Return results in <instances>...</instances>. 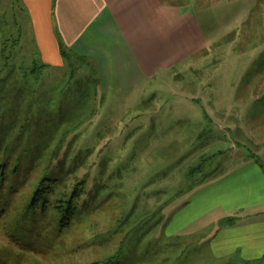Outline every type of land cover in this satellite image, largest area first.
Listing matches in <instances>:
<instances>
[{"label":"rangeland","instance_id":"rangeland-1","mask_svg":"<svg viewBox=\"0 0 264 264\" xmlns=\"http://www.w3.org/2000/svg\"><path fill=\"white\" fill-rule=\"evenodd\" d=\"M162 1L191 4L208 46L120 92L91 84L87 65L34 68L22 4L0 0V264H229L208 250L211 219L173 232L222 197L241 158L264 164V0ZM80 183L61 226L55 196Z\"/></svg>","mask_w":264,"mask_h":264},{"label":"crops","instance_id":"crops-1","mask_svg":"<svg viewBox=\"0 0 264 264\" xmlns=\"http://www.w3.org/2000/svg\"><path fill=\"white\" fill-rule=\"evenodd\" d=\"M19 1L22 20L27 16L30 24L38 65H44L45 70L65 69L59 48L62 43L90 62L99 85L106 90L127 92L149 83L208 46L191 4L162 0ZM18 24L23 27V21ZM20 34L23 37L21 30ZM241 159L233 185L218 189L222 197L192 216L173 235L206 218L211 219L210 225H217L221 219L235 217L232 225L217 226L206 240L210 254L229 264H257L259 259L264 264V168L250 157ZM225 178L191 194L197 198L184 212L202 205V199L212 191L202 197L198 194ZM192 199L187 202L192 203Z\"/></svg>","mask_w":264,"mask_h":264},{"label":"trees","instance_id":"trees-1","mask_svg":"<svg viewBox=\"0 0 264 264\" xmlns=\"http://www.w3.org/2000/svg\"><path fill=\"white\" fill-rule=\"evenodd\" d=\"M59 48H60V54L62 56V59L66 65L67 70H69V72L73 75L72 72V66L76 68L77 65H87L86 67H88L89 69H91V73H92V83L94 86H98L99 82H98V78H97V73L95 71V69H93V66L90 64V62L82 56L77 55L76 53H73L72 51H70L69 49H67L66 47L63 46L62 43H59ZM76 63V64H75ZM36 67V69H40V71L45 70V66L44 65H35L34 68ZM34 68H33V72H34ZM71 77V76H70ZM74 79V78H73ZM79 78H76L75 84L78 83V85H82L83 83L79 84ZM89 83V82H88ZM86 84V83H85ZM251 159H253L254 161H256L262 168H264V164L257 158L256 155H251L250 156ZM5 165L1 164L0 165V171H2V181L1 184L3 185V183L6 180V176H5ZM15 171L13 170L12 173H14ZM46 183V184H45ZM56 183V181H50L49 180V176L47 177H42V179L40 180V182L37 183L35 190L33 191V201L31 204H33V206H35L37 199L39 197H49L51 194V190L52 189V185H54ZM84 191V188L82 186V184L80 183L79 186L75 185L72 192L68 195V197H65V195L63 193H59L57 194L55 197H60L59 199L56 200V204L53 206V210L54 212L57 213L58 215V222L61 226H66L68 224H70V222L72 221V219L75 217V215L77 214V204H78V197L80 196V194ZM44 203V202H43ZM43 209H44V205H43ZM237 219L235 217H228V218H224L221 219L218 222V226H225V225H232ZM262 262V259H259L258 261H256L257 264H260ZM90 264V263H89ZM92 264H119L118 260L116 261L115 257H109L101 262H95Z\"/></svg>","mask_w":264,"mask_h":264}]
</instances>
